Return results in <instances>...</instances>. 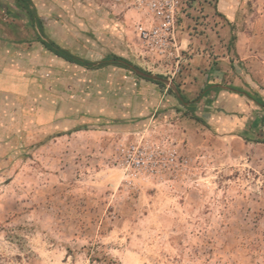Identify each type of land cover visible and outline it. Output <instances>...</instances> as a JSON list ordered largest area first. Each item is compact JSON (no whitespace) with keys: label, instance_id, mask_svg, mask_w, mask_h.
I'll use <instances>...</instances> for the list:
<instances>
[{"label":"rangeland","instance_id":"rangeland-1","mask_svg":"<svg viewBox=\"0 0 264 264\" xmlns=\"http://www.w3.org/2000/svg\"><path fill=\"white\" fill-rule=\"evenodd\" d=\"M181 2L177 65L141 0H0V264H264V0Z\"/></svg>","mask_w":264,"mask_h":264},{"label":"built area","instance_id":"built-area-1","mask_svg":"<svg viewBox=\"0 0 264 264\" xmlns=\"http://www.w3.org/2000/svg\"><path fill=\"white\" fill-rule=\"evenodd\" d=\"M144 19L137 25V34L144 51L168 64L179 57L177 32L182 18L181 0H141Z\"/></svg>","mask_w":264,"mask_h":264},{"label":"trees","instance_id":"trees-1","mask_svg":"<svg viewBox=\"0 0 264 264\" xmlns=\"http://www.w3.org/2000/svg\"><path fill=\"white\" fill-rule=\"evenodd\" d=\"M15 1H17L19 4L23 6V8L26 10V13L31 18V21H34L35 11L30 9V0H15ZM39 28H41L40 22H39ZM41 43L51 53H53L59 58H62L63 60L67 62L75 63L80 66L88 65V62L80 61L79 59L75 58L73 55H71L67 51L59 48L57 45L53 44L52 42L41 41ZM99 255L100 254L98 251L94 249H89V259H90L91 264H115L113 260L107 259L105 256H103L102 259H100Z\"/></svg>","mask_w":264,"mask_h":264},{"label":"crops","instance_id":"crops-1","mask_svg":"<svg viewBox=\"0 0 264 264\" xmlns=\"http://www.w3.org/2000/svg\"><path fill=\"white\" fill-rule=\"evenodd\" d=\"M180 29H181V25L179 24L178 32H177V39H178V36H179L180 32H183ZM179 47H180V49H181V51L183 53V43ZM189 62H190L191 70H192L191 71V74H194V73L198 72V69L201 70L204 67H208L209 68V71H212V69H213V66H212L213 64H211L210 59L204 58V57L200 56L199 54L198 55H195L194 54L192 57H190ZM182 79H183V77H182ZM8 83L9 82L5 79V77L4 76H1L0 77V90H6L5 88L8 85ZM263 118H264V116L261 117V120Z\"/></svg>","mask_w":264,"mask_h":264}]
</instances>
